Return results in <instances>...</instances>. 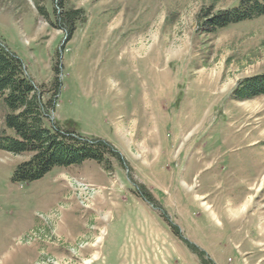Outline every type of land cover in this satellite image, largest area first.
Here are the masks:
<instances>
[{
	"label": "rangeland",
	"instance_id": "obj_1",
	"mask_svg": "<svg viewBox=\"0 0 264 264\" xmlns=\"http://www.w3.org/2000/svg\"><path fill=\"white\" fill-rule=\"evenodd\" d=\"M239 2L0 0L34 83L61 63L52 120L121 157L15 183L29 156L0 149V264H264V95L238 94L264 74V15L205 25Z\"/></svg>",
	"mask_w": 264,
	"mask_h": 264
},
{
	"label": "trees",
	"instance_id": "obj_2",
	"mask_svg": "<svg viewBox=\"0 0 264 264\" xmlns=\"http://www.w3.org/2000/svg\"><path fill=\"white\" fill-rule=\"evenodd\" d=\"M40 10L44 12L43 8ZM81 14V10H72L56 17L61 29L68 28V37L74 34ZM263 15L264 0H240L236 8L210 16L205 25L215 32ZM54 69L56 77L51 87L38 86L27 74L23 62L0 40V101L9 111L4 117L6 129L0 133V149L29 156L15 169V183L34 182L56 167L79 166L92 160L109 169L107 156L121 160L107 141L85 138L52 120L62 87L61 63ZM238 94L243 100L264 95V74L247 78ZM47 95L50 97L46 98Z\"/></svg>",
	"mask_w": 264,
	"mask_h": 264
},
{
	"label": "crops",
	"instance_id": "obj_3",
	"mask_svg": "<svg viewBox=\"0 0 264 264\" xmlns=\"http://www.w3.org/2000/svg\"><path fill=\"white\" fill-rule=\"evenodd\" d=\"M85 164H86V162H84L82 165H79V166L81 167V166H84ZM75 167H76V166H71V167H68V168H71V169H72V168H75ZM76 168H78V167H76ZM97 238H98V237H97ZM100 239H102L101 236H99V240H100Z\"/></svg>",
	"mask_w": 264,
	"mask_h": 264
},
{
	"label": "built area",
	"instance_id": "obj_4",
	"mask_svg": "<svg viewBox=\"0 0 264 264\" xmlns=\"http://www.w3.org/2000/svg\"><path fill=\"white\" fill-rule=\"evenodd\" d=\"M74 180H76V179H74ZM84 200V199H83ZM84 201H82L81 203H83Z\"/></svg>",
	"mask_w": 264,
	"mask_h": 264
},
{
	"label": "bare ground",
	"instance_id": "obj_5",
	"mask_svg": "<svg viewBox=\"0 0 264 264\" xmlns=\"http://www.w3.org/2000/svg\"><path fill=\"white\" fill-rule=\"evenodd\" d=\"M78 183V182H77ZM80 184V183H79Z\"/></svg>",
	"mask_w": 264,
	"mask_h": 264
}]
</instances>
